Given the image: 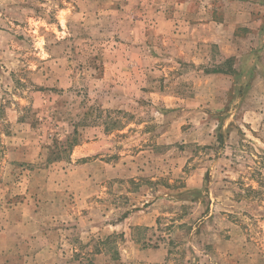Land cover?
<instances>
[{"label":"rangeland","instance_id":"obj_1","mask_svg":"<svg viewBox=\"0 0 264 264\" xmlns=\"http://www.w3.org/2000/svg\"><path fill=\"white\" fill-rule=\"evenodd\" d=\"M176 1L0 0V214L58 197L61 264L118 259L107 225L144 212L163 264H264V0L226 73Z\"/></svg>","mask_w":264,"mask_h":264},{"label":"crops","instance_id":"obj_2","mask_svg":"<svg viewBox=\"0 0 264 264\" xmlns=\"http://www.w3.org/2000/svg\"><path fill=\"white\" fill-rule=\"evenodd\" d=\"M225 1H176L174 31L180 25H188L194 28V43H215L227 56L238 55L240 50H229V45H241L246 39V36L235 35V31L238 26L250 22L252 9L249 5L252 0ZM43 203L45 211L17 210L0 214V220H4L3 225L0 224V264H61L65 235L60 221L64 219V213L56 210L58 197L49 195ZM130 220L125 226V222ZM107 226L108 236L123 228L126 244L121 247L118 259L101 250L95 254L94 264H132L134 261L163 264L166 261L169 251L165 245L161 242L154 245L146 243L151 241L149 230L156 231L157 226V218L153 219L151 213L129 214L120 225ZM5 237H9L8 244L3 242Z\"/></svg>","mask_w":264,"mask_h":264},{"label":"trees","instance_id":"obj_3","mask_svg":"<svg viewBox=\"0 0 264 264\" xmlns=\"http://www.w3.org/2000/svg\"><path fill=\"white\" fill-rule=\"evenodd\" d=\"M235 62V57H228L224 62L220 63L219 65H216L215 68L213 69H206V73H226L227 71L230 70V72H234L232 69V65ZM225 66H228L225 68ZM232 74V73H231ZM79 141L77 139H74V142L71 143V146L73 145H78ZM93 264V263H92Z\"/></svg>","mask_w":264,"mask_h":264}]
</instances>
